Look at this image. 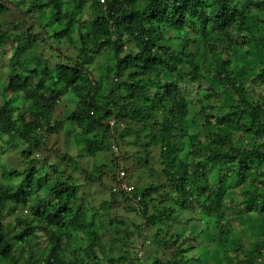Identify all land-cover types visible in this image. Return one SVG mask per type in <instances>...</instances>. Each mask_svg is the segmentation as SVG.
Instances as JSON below:
<instances>
[{
  "label": "clouds",
  "instance_id": "obj_1",
  "mask_svg": "<svg viewBox=\"0 0 264 264\" xmlns=\"http://www.w3.org/2000/svg\"><path fill=\"white\" fill-rule=\"evenodd\" d=\"M0 264H264V0H0Z\"/></svg>",
  "mask_w": 264,
  "mask_h": 264
}]
</instances>
